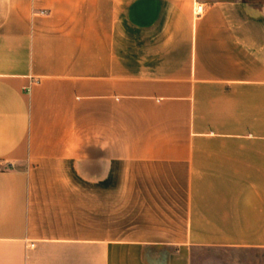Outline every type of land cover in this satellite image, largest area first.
<instances>
[{"label":"crops","instance_id":"0c3cea01","mask_svg":"<svg viewBox=\"0 0 264 264\" xmlns=\"http://www.w3.org/2000/svg\"><path fill=\"white\" fill-rule=\"evenodd\" d=\"M195 248L264 250V0H0V264Z\"/></svg>","mask_w":264,"mask_h":264},{"label":"rangeland","instance_id":"374dc122","mask_svg":"<svg viewBox=\"0 0 264 264\" xmlns=\"http://www.w3.org/2000/svg\"><path fill=\"white\" fill-rule=\"evenodd\" d=\"M191 264H264V250L195 248Z\"/></svg>","mask_w":264,"mask_h":264},{"label":"built area","instance_id":"2783aa9c","mask_svg":"<svg viewBox=\"0 0 264 264\" xmlns=\"http://www.w3.org/2000/svg\"><path fill=\"white\" fill-rule=\"evenodd\" d=\"M203 13H204V6L201 4H195L193 8V16L195 18H199L203 15Z\"/></svg>","mask_w":264,"mask_h":264}]
</instances>
